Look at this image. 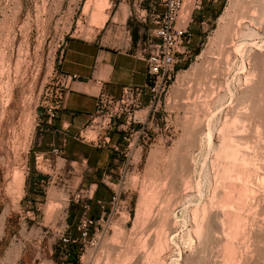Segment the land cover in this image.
<instances>
[{"label":"rangeland","instance_id":"obj_1","mask_svg":"<svg viewBox=\"0 0 264 264\" xmlns=\"http://www.w3.org/2000/svg\"><path fill=\"white\" fill-rule=\"evenodd\" d=\"M233 1H236L237 5L235 6V9H233L234 11H232L233 14L231 12V21L227 18L230 23L227 24L228 28H230L231 25L233 28L237 21H243L244 15L246 16L252 11L251 9H253L252 12L255 13V16H258L255 17L253 15L254 13L251 12L253 19L250 21L246 19V21L251 24V26L247 27L251 30L254 28V31L257 29L264 30V0H222L216 4L207 5V8H212L213 11L210 21L206 22L203 29H199V36L201 37L199 45L194 48L192 47L193 50L190 53V60L184 65L177 67V73L172 80L168 93L161 100L155 111L151 113L153 115L152 120L145 126L147 138L144 139V142L139 143L140 145H134L133 142L131 146L134 167L124 171L125 179L122 184L118 185L117 178L123 163V161H121L116 176L113 177L114 184L111 185L110 188L100 182L96 184V189L92 199L90 200L92 203V216H98L101 212L97 202V200H101V198L104 199L103 204L101 203L102 201L100 202L101 206L103 205L104 207L102 212L110 209L112 192L117 190L118 186L121 188L122 192L120 196V205L117 209V213L111 221L110 230L101 235H96L91 246L87 244L85 248H82L79 244L70 247H63L59 244V237L63 234L71 237L78 236L77 223L82 212L83 202L85 201V199L82 200L81 198H78V196L80 195L81 190H85L87 188L92 190L94 189V186L90 187V184L87 185V182L83 183L81 180H78L81 175V170L75 166L76 164H72L76 167L74 171L68 165V162L64 163L61 159L57 162V171L43 165V162L39 159L40 162H42L39 164L41 172H37L33 168L35 157L30 155L29 152L32 147L34 149L36 138L41 133L40 128L36 126L42 119V117L39 116V110L41 108L40 105L43 101H45L44 96L50 95V92L56 87L55 77L58 72L56 68V58L60 51V47L63 44L65 45L67 40L72 37L90 39L95 34L97 28L102 26L103 21L105 20V9L108 7V2L107 0H91L89 7L85 10L88 0H0V264H246V261L247 264L264 263V248L260 250L254 240V235L257 231L256 229H260V227L263 228V221H261L263 218L261 219V217L264 216L261 215H264V210H262L261 207L264 208V202H262L263 204L261 205L260 199L256 197L263 194V196H261L263 201L264 181L262 184L261 182L262 179H264V165L261 162L264 157V134H262V126L261 123L258 122L259 120L254 118L255 120L253 121V118L249 117V105L251 106L253 101L250 100V102L248 98L242 100L244 102V100L248 99V102L246 100L244 103L248 106L245 108V105L243 106L247 112L249 111L248 114L245 110H242L243 108L241 104L243 105V102L240 104V98H238L241 97V93L246 95L247 93L245 91L248 93L252 92V90H247L248 85L244 87V84L249 83L252 85L256 84V86L253 85V87L255 86L259 89H257V93H254L256 91L255 87L253 90L256 100L257 97H259V99L264 97V93H262L264 88L261 86L260 82L256 81L259 79L257 76L258 74H254V76H252L253 73H246L249 69V66H247L249 60L247 63V59H250L251 57H249V55L247 56V53L254 55L256 49L259 48L262 50V54L264 55V36L253 33V30H248L247 32L248 28L245 29V32L243 33L244 26L241 29L233 28L239 31L233 30L232 28L231 31H229L228 28L223 29L221 25H219V17L225 8L231 5ZM101 2L104 3V5ZM258 3H260L263 7H259L260 4ZM99 6L100 11L98 10ZM207 8L204 6L202 10L194 13L193 26H198L200 21L198 16ZM189 11L188 6H186L184 11L181 13V18H184V16L187 15L186 13ZM97 15L98 18L101 17L102 20H97ZM93 16H96V20H94ZM258 17H260V20ZM254 18L258 20L254 21ZM253 21L254 23H252ZM255 22L257 24H255ZM232 30L234 31L233 33L236 31L237 34H233ZM228 36L231 38L230 41ZM227 37L228 41H224V38ZM226 41L229 42V44L232 42V45H228ZM225 42L227 48L224 44ZM195 44L196 43H194L193 46ZM223 46L225 48H223ZM223 49H231L228 51L229 53L231 52L229 54L230 56H228L230 59L227 57L229 63H227V59H225L224 64L226 65H223V62H221L224 61L223 57L225 56L223 54L228 55L227 50L225 51ZM251 52L254 53L251 54ZM221 58V61H216ZM230 61H232L231 64ZM220 62L223 66L220 65ZM214 64L220 70H216ZM228 67H230L229 70ZM222 68H225L227 71ZM188 70L189 72H187ZM206 70L207 72L209 71V73L206 74H209L210 77L213 76L215 80L218 78L217 81L220 83V85L218 82L217 84H213L216 83V81L212 83L215 88L214 91L212 90L213 86L207 80L210 77L204 74ZM222 70L224 73L226 71L227 74L225 73L224 75ZM210 72L212 74L218 73L220 75L222 73L221 76L224 78L222 79V77H218L220 75H212ZM248 74H250V77L252 76L251 79L254 77L253 81L247 76ZM245 75L248 81L246 83H244V80H246L245 77L243 78ZM206 76L208 77L207 79ZM262 76L263 77H260L258 81H262L261 79H264V74H262ZM257 83H259L260 86ZM251 84H249V87L252 86ZM217 85H219V87L221 86L220 90L216 89V87L219 88ZM242 88H245L246 90L244 89L243 91ZM222 89L224 91H222ZM248 89L253 88L250 87ZM215 90L217 91L215 92ZM219 93L221 94V97L224 95L223 98L218 97ZM260 94H263V96ZM256 95L258 96L256 97ZM262 100L263 99L257 100L262 103L260 104V102H256L257 110H261L260 108L263 107L262 105L264 104V100L263 102ZM234 101L239 105H237ZM233 102L235 104H233ZM230 104L233 106L231 107ZM236 106H241V109ZM226 109H229V111H232L231 113H234L229 114L227 113L229 111L225 112ZM234 109H240L238 110L239 113L237 110L233 111ZM241 111L242 115L240 114ZM228 114L229 116L234 114L237 116L234 117L235 120L233 121V119H230L231 117L229 119L226 118V115L229 117ZM239 114L240 117H238ZM243 115L246 120L250 119V121L248 120L249 122L247 121L248 124L244 122L245 119H243ZM238 119L244 120L241 121L242 124H239L240 120ZM226 121L229 122L226 123L229 125L231 122H237L239 126H243V124H245L243 128L246 126V129L248 131L250 130L251 133L249 137L254 139V141H252L253 146H251V139L249 141L251 143L250 144L248 142L249 138L247 139L248 135L245 137L247 133L246 129L243 130L242 127L239 129V126L237 127L236 123H233V125L236 126L234 127L233 125H230L229 127H231V130L238 128V132L242 135L238 137V132H236L237 135H233V138H231V140L233 139L234 141H228L227 139V144L226 142L223 143L227 146L229 143L235 147V142H237V145L239 144L238 140H235V137L238 139L246 138L243 141H240L242 143L238 146L241 144L244 145H241V147L242 149L245 148V150H243L246 151V154L247 151L249 152L248 155L246 156L245 152H243L242 149L241 151L240 147L237 148V146L235 148L240 151L236 150L235 152L234 149L233 152L237 154L238 151L240 158L239 154H233L235 156L234 158L238 156L237 162L239 160L242 165L240 168L244 167L245 172L250 170L252 171V174L250 171V176L246 174L243 175V177L240 176L243 174L244 170L242 173L239 170L240 173H238L235 169L239 168L240 162H236V168L233 167V176L229 172V176H227L229 178L226 177L222 179L220 173L222 170L224 172V169L221 168L228 165V169H230L232 168V164H234L233 160L236 161V159L232 158V160L230 158L231 155L233 156V154L230 153V149L232 148L230 145L228 147L229 149L227 148L226 151L230 150L228 152L231 155L228 154L225 158V155H223L226 152L225 150V152L220 154L221 157L218 154L221 150V147L219 149L218 146H221L222 144V142L219 141H221L220 139L222 138L218 139L217 137H221L223 133L217 134V131L223 132L226 124L223 126L222 124ZM252 123H255L254 127ZM246 124L248 126L250 125V128ZM256 125H259V127H256ZM229 127L227 126L228 129L226 128L225 130H229ZM251 128L253 132L251 131ZM254 128L257 131L254 130ZM225 130L224 134L225 132L226 134L227 132H230L228 133L230 135H225L226 137L224 136L222 140L223 142L227 137L230 139V136L237 131L235 130L231 132V130ZM243 131L246 133L243 134ZM252 133H254L253 136ZM247 134H249V132ZM208 138L210 139L208 140ZM245 140L247 141L245 142ZM247 143L249 144L246 145ZM247 146H250L249 149ZM216 147H218L219 152L216 150ZM226 147H224V149ZM259 151L262 152L260 153ZM250 153H254L256 155L255 156L253 154L254 159H252ZM260 154H262V156ZM242 155H245L246 158L251 157L249 158L250 160L256 161V163H254L256 167L253 164L254 161H251L252 163H250L249 160V163L247 161L243 163L241 157ZM228 158H230L232 162L229 161L230 159ZM184 161L185 164L188 163L186 168ZM228 161L229 163H227ZM252 164L254 166H252ZM188 167L189 169L186 170ZM71 169L74 172H70L72 171ZM220 170L221 172H219ZM19 171L21 174L19 173L20 177L18 179L20 180L18 181V179L15 180L14 175L15 172ZM187 171L189 172L187 173ZM235 171L237 174L234 176ZM37 173H39L40 178L36 177L37 184L34 185L33 177L35 176L32 175ZM238 174L239 177H241L238 178L240 181L237 180ZM257 175L261 180L257 178ZM230 177L232 178L231 181ZM246 177L251 180L250 182L252 183L250 184L252 185L256 183V181H261V186H259V183L257 186L253 185L256 187L257 191H255V187L252 189L251 187L253 186L249 185L253 191L252 193L249 192L250 188L247 186L249 188H247V192L253 195L255 191L256 196L252 197L249 193L248 195L245 194V196L248 197H244L249 200L247 201L244 199L245 202H243L241 199L244 197L240 195L243 190L241 193H239V191L243 188L241 186L246 187V185H244L245 183L243 184V182L247 179ZM180 179L181 181L183 179L181 184L177 183ZM218 179L220 181H218ZM184 181L186 182L187 187L189 186L188 188L186 187ZM229 181L231 184L235 182V185H230ZM247 181L248 179L246 180V183L249 182ZM219 182L220 185H218ZM183 183L185 185L181 187L180 185H183ZM227 184L229 186H227ZM236 184L239 187H237ZM176 187L178 190L181 188L183 190L181 189L178 191ZM215 187L218 188L216 189ZM223 187L225 189H223ZM229 187L235 188L237 193H232V197L234 196L236 199L239 194L238 196L242 197L240 198L241 201H239L242 203L239 205L238 201L236 206L231 205L232 202V204H235V200L230 201L231 203L229 202L230 205L234 207H230L229 203L227 206L224 204V206L226 208L229 206L231 209L229 207L228 209L230 210H233V208L235 209L236 207L240 213H238L236 209V211H234L240 216L245 217L247 212V207H244V203L246 206L250 205L249 208L251 209L252 205H255L256 200V203L259 204H256V207L253 205L254 209L251 212L248 210L250 213L247 212L245 220L241 221L243 226L247 223L244 228L245 230L242 228L241 223H239V226L238 220H240V218L239 216L236 217L235 215L238 214L234 212L235 215L233 214V216L237 219L239 218L237 220L238 229L240 230L241 227V230H243V232L238 230L239 235H236V242L235 239L233 240L235 235H233V233L237 234L235 231L237 224L235 222L236 225H234L231 223L232 221L230 222L233 218L231 215L233 212L231 211L230 213V210H228L229 212L225 210L228 214H224L225 211L223 210L225 207L221 206L223 203H219V200H217L219 199V192L227 190L226 188L229 189ZM237 188H240L239 191ZM97 190H99L100 193L98 197H96ZM141 190L144 191V194H149H145L146 196L144 195L146 198L149 196L146 202L148 205L146 207L148 211L146 210L145 214L138 218L137 212L139 209V202L141 200ZM145 190H147L148 193L147 191L145 192ZM229 190L225 192L228 193ZM222 192L219 196H221ZM213 194H215V196ZM212 198H215L216 200ZM250 200L254 203H249ZM50 202L52 203L53 208L51 205V207L49 206ZM217 203L218 206L220 205L223 208L218 209V207L215 206ZM211 205H214L217 209ZM237 205L238 207L242 205L245 210L242 207L241 210L237 207ZM47 206H49V208ZM257 206H260V209L259 207L257 208ZM204 210L206 211L204 212ZM220 210L224 213L222 212V214ZM243 210L245 213L244 215H242ZM214 211H216V214ZM260 211L262 214L259 213ZM210 213L211 215L213 213L217 216L212 215L211 217ZM218 214L222 215L218 216ZM224 215H227L229 218L224 217ZM3 217L5 218L4 223ZM212 218H215L217 222H214V219ZM224 218H227V221L228 219L230 220L227 222ZM256 218L259 220L261 219L260 221L257 220L258 224H256ZM252 219L254 220L251 221ZM208 220L211 227L214 226L212 225L214 223L218 224L217 226L219 228L216 229V232L214 231V238L210 237L209 234L211 233L204 230L208 228L205 227L209 225L207 224ZM211 220H213V223ZM219 220L224 225L226 223L227 227L225 226V229L227 228V231L228 227L230 228L231 226H228L230 223L232 224V227L235 228H232V230L229 229L230 236H224H228L227 238H223L222 236L225 234L224 231L226 230H223L224 227L220 226L221 222ZM245 221L246 223L244 224ZM195 224L198 226V230L197 227H195ZM201 226L203 227L201 228ZM217 230L220 234L222 231L224 232L221 235L219 234L222 239L216 235L218 232ZM214 233L211 235H214ZM242 235L247 236H245L244 241H242V237H244ZM248 235H250V237ZM216 237H219L218 240L221 242H219ZM229 238L235 243L233 246H236L240 242L241 245L239 244V247H241L239 248L238 245L235 247L236 249L232 247L231 243L233 242H227ZM238 239L241 240L239 241ZM253 240L255 245L254 242L252 243ZM225 243L226 245H222ZM229 244H231L230 247H228ZM244 247H247L248 251L247 248ZM227 248H231L233 252L234 250H237L234 252L236 257L234 254L233 257L232 255H229L228 251L230 250ZM254 248L256 250H254ZM258 249L260 252L257 251ZM67 251L70 252L71 256L65 257ZM224 253H226L227 256ZM258 253L263 256L258 255ZM225 256L226 258L233 260L229 261V259H225Z\"/></svg>","mask_w":264,"mask_h":264},{"label":"crops","instance_id":"obj_2","mask_svg":"<svg viewBox=\"0 0 264 264\" xmlns=\"http://www.w3.org/2000/svg\"><path fill=\"white\" fill-rule=\"evenodd\" d=\"M156 0H144L147 18L138 19L134 15L135 0H107L105 9L106 18L103 25L97 28L90 39L72 37L65 43L62 59L57 71L64 74H74L78 78L68 91L64 93L62 105L55 112L51 124H42L41 133L37 136L34 149L30 155L35 158L34 170L41 172L39 164L57 171L59 159L74 170L77 166L81 170L78 180L87 182L90 187L102 183L106 174L113 178L122 161V150L127 145V139L117 127L112 128L107 135L110 143L104 148H95L79 141L76 136L87 124L94 111L95 99L99 93L104 92L112 96H119L124 86H143L146 83V63L141 52V44L148 34L156 27L155 21L163 12ZM213 5L205 3L204 6ZM203 6V7H204ZM213 9H206L198 18L205 23L210 21ZM144 15V13L140 12ZM201 17V18H200ZM191 24L193 37L190 52L199 45V24ZM196 43L194 46L193 44ZM145 98L143 103L146 104ZM43 101L40 106L49 104ZM39 116L45 120L44 111L40 108ZM65 139V146L60 156L52 154L53 148L61 147ZM117 148V151L114 149ZM42 162H40V160ZM72 164H76L73 166ZM71 169V170H72ZM70 172H74V171ZM33 184H37L39 173L33 174ZM103 184V183H102ZM96 191V197L99 195ZM102 201V202H101ZM103 204L104 199L97 200ZM89 215L98 218L103 212V205L99 206L101 212L92 216V203L89 201Z\"/></svg>","mask_w":264,"mask_h":264},{"label":"built area","instance_id":"obj_3","mask_svg":"<svg viewBox=\"0 0 264 264\" xmlns=\"http://www.w3.org/2000/svg\"><path fill=\"white\" fill-rule=\"evenodd\" d=\"M136 6L134 15L138 19L146 20V7H143L144 0H135ZM222 0H156L155 6H161L163 12L156 18V27L146 36L141 44V52L146 63V83L143 86H124L119 96H112L101 92L95 99L94 111L90 115L87 124L77 134L76 138L92 147L104 148L109 145L110 139L107 133L117 127L127 139V145L122 150L123 163L118 174V185L125 179L124 171L134 167L132 155V144L140 145L147 138L145 126L152 120V112L160 104L161 100L168 93L172 80L175 77L177 67L184 65L190 60V45L193 33L190 29L193 24L195 12L202 10L205 3L216 4ZM188 6L189 12L186 17L181 18V13ZM187 11V10H186ZM140 12L144 13L141 14ZM206 23L199 21V27L203 29ZM65 45L60 47L56 58V68L59 65ZM74 74L57 72L55 77V89L50 95H45L44 100L49 104L41 106L44 111L45 120H40L37 127L41 129L42 124H51L55 118V112L62 105L64 93L69 90L70 85L77 80ZM147 99L146 104L143 103ZM146 110L144 119H138L136 113ZM149 139V138H148ZM131 141V142H130ZM65 146V139L61 141V147L53 148L52 154L60 156ZM117 151V148H114ZM114 179L106 174L102 183L109 187L113 185ZM78 198L85 199L82 205V212L77 223V237H59V244L63 247L81 245L85 248L92 245L96 235H101L110 230L111 221L117 213L120 205L121 188L112 192L111 207L98 218L89 215V201L92 199L93 190L87 188L80 191ZM101 206V203L98 202ZM71 256L66 252L65 257Z\"/></svg>","mask_w":264,"mask_h":264},{"label":"bare ground","instance_id":"obj_4","mask_svg":"<svg viewBox=\"0 0 264 264\" xmlns=\"http://www.w3.org/2000/svg\"><path fill=\"white\" fill-rule=\"evenodd\" d=\"M102 1H103V0H102ZM259 1H260V0H259ZM90 3H91V0H88V2L86 3V6H85V10H87V8L89 7ZM101 3H102V2H101ZM260 3H261V2H260ZM260 3H258V4H260ZM102 4L104 5V3H102ZM103 5H102V6H103ZM236 5H237L236 1H233V3H232L231 5H229V6H227V7L225 8V10L223 11V13H222L221 16L219 17L218 22H219V25H221V27H222L223 29H227V28H228V27H227V24H230V23H229V20H227V18H229L230 21H231V18H232V17H231V16H232V15H231V12L234 11L233 9H235V6H236ZM260 6H261V8L263 7L261 4L259 5V7H260ZM256 8H257V7H256ZM99 9H100V6H99L98 10H99ZM250 9H251V8H250ZM263 9H264V7H263ZM251 10L253 11V9H251ZM251 10H248V11H251ZM261 10H262V9H261ZM99 11H100V10H99ZM252 11H251V12H252ZM255 11H256V10H255ZM251 12L248 13L246 16L244 15V17H243V21H244V22H243V21H240V22H243V23H240L239 21H237V22L234 24V27H233V28L241 29V28L244 26V28H243V29H244L243 33H244V32H245V29L248 28L247 26H251V24L248 22V21H250V20L253 19V16H251V15H252ZM256 12H257V11H256ZM96 13H97V12H96ZM252 13H254V12H252ZM232 14H233V12H232ZM258 14H259V13H258ZM92 15H93V14H92ZM95 15H96V14H95ZM99 15H100V14H99ZM253 15L255 16V13H254ZM229 16H230V17H229ZM257 16H258V15H257ZM257 16H255V17H257ZM93 17H94V16H93ZM95 17H96V16H95ZM95 17H94V20H96V19H97V20H102L101 17L98 18V15H97L96 19H95ZM184 17H186V16H184ZM105 18H106V15H105ZM103 19H104V18H103ZM241 19H242V18H241ZM246 19H248V21H246ZM258 19L260 20V17H258ZM258 19H255V18H254V21H255V20H258ZM261 19H262V18H261ZM254 21H253L252 23H254ZM94 22H95V21H94ZM101 22H102V21H101ZM103 22H104V21H103ZM227 22H228V23H227ZM260 22H262V21H260ZM244 23H245V24H244ZM246 24H247V25H246ZM255 24H257V23L255 22ZM258 24H260V23H258ZM102 25H103V24H102ZM231 26H232V25H231ZM231 26H230V28H228L229 31H231V28H232ZM253 26H254V24H253ZM261 26H262V24H261ZM96 27H97V26H96ZM254 27L256 28V26H254ZM262 27H263V26H262ZM233 28H232V29H233ZM243 29H242V30H243ZM253 29H254V28H253ZM253 29H252V30H253ZM263 29H264V27H263ZM233 30L239 31V30H237V29H233ZM233 30H232V33L234 32ZM242 30H240V31H242ZM248 30H251V29L248 28V29H247V32H248ZM252 30H251V31H252ZM236 31H235V33H236ZM251 31H250V32H251ZM252 32L255 33V34H257V35H263V36H264V30H262V29H261V30H260V29H257L256 31L253 30ZM235 33H233V34H235ZM243 33H242V34H243ZM233 34H232V35H233ZM236 34H237V33H236ZM232 35H230V36H232ZM250 36H251V35H250ZM228 37H229V36H228ZM228 37H227V38H224V41L227 40ZM235 37H236V36H235ZM230 39H231V38L229 37V41H230ZM222 40H223V39H222ZM224 41H222V42H224ZM227 41H228V40H227ZM227 41H226V42H227ZM226 42L224 43L225 45H226ZM227 43H228V45H232V44H231L232 42H230V44H229V42H227ZM233 43H234V42H233ZM225 45H224V46H225ZM221 46H222V45H221ZM224 46H223V48H225ZM229 47H231V46H229ZM256 47H257V46H256ZM226 48H227V45H226ZM220 49H221V48H220ZM231 49H232V48H231ZM231 49H223V50H225V51L227 50V52H228V51L231 50ZM223 50H222V51H223ZM225 51H224V52H225ZM254 51H255V50H254ZM237 52H238V51H237ZM230 53H231V52H230ZM230 53L228 52V53H227L228 55L222 53V54L225 56V57H223L224 61H221L222 58H221L220 60L217 59L216 61H218V62L221 61V62H223V65H226V64H224V63H225V59H227V57L230 56V55H229ZM253 53H254V52H251V54H253ZM262 53H263L262 50L259 49V48L256 49L254 55H250L249 53H247V56L249 55V57H250V56H251V57H250V59H247V63H248V60H249V63L247 64V66H249V69H248L247 71H249V72L246 71V73H253L252 76H254V74H258L257 76H258L259 79H260V77H263L262 74H264V55H263ZM222 54H221V55H222ZM232 55H234V54H232ZM244 56H245V55H244ZM221 57H222V56H221ZM219 58H220V57H219ZM228 59H230V58L228 57ZM228 59H227V61H226L227 63H229V62H228ZM243 59H244V58H243ZM214 61H215V60H214ZM216 61H215V62H216ZM221 62H220V65H222ZM231 62H232V61H230V64H231ZM243 63H244V62H243ZM215 64H216V63H215ZM215 64H214V66H215ZM217 64H218V63H217ZM207 65H208V64H207ZM211 65H212V64H211ZM223 65H222V66H223ZM222 66H220V67H222ZM215 67H216V70H217L218 67H217V66H215ZM226 68H227V66H226ZM208 69H209V68H208ZM222 69H225V68H222ZM229 69H230V67H228V70H229ZM218 70H220V69H218ZM225 70H226V69H225ZM242 70H243V69H242ZM226 71H227V70H226ZM226 71H225V73L227 74ZM187 72H189V70H188ZM211 72H212V71H211ZM211 72H210V74H212ZM222 72L224 73L223 70H222ZM240 72H241V71H240ZM185 73H186V72H185ZM206 73H209V71L207 72V70H206V72H204V74L207 75L208 77H210L209 74H206ZM220 73H221V72H220ZM225 73H224V75H225ZM235 73H236V72H235ZM201 74H202V73H201ZM215 74H216V73H214V74H212V75H215ZM237 74H238V73H237ZM216 75L218 76V75H220V74L217 73ZM221 75H222V73H221ZM221 75L218 76V77H222ZM224 75H223V76H224ZM249 75H250V74H248L247 76L250 77ZM260 75H261V76H260ZM207 76H206V79L208 78ZM252 76H251V77H252ZM215 77H216V76H215ZM244 77H245V79H246V75L243 76V78H244ZM248 77H247V78H248ZM251 77H250V79H251ZM255 77H256V76H255ZM216 78H217V77H216ZM223 78H224V77H222V79H223ZM253 78H254V77H253ZM253 78L251 79L252 81L254 80ZM258 78H256V79H258ZM203 79H204V78H203ZM248 79H249V78H248ZM250 79H249V80H250ZM259 79H258V80H259ZM207 80H208V82L211 83V85H212V83H213L214 81H216V83H213V84H217V82H218V81H217L218 78L215 80V78H214L213 76H211V77H210L209 79H207ZM243 80H244V79H243ZM258 80H256V81H257V82H260L261 86L264 88V79H261L262 81H258ZM219 81H220V80H219ZM223 81H224V80H223ZM223 81H222V82H223ZM228 81H229V80H228ZM244 81H245L244 83L248 82L247 79L244 80ZM252 81H251V82H252ZM256 81H255V83H256ZM220 82H221V81H220ZM252 83H253V82H252ZM218 84L220 85L219 82H218ZM221 84H222V83H221ZM249 84H251V83H249ZM249 84H244V85H245L244 87H246V85H248L247 90H248V91H249V90H252V92H249V93H248L247 91H245V92L247 93V94L245 95L244 93H241V92H242V91H241V92H240V93H241V94H240L241 97H238V98H240V104L243 102L242 100L245 99V98H248L249 101H250V100L253 101V104H252L251 106L249 105V107H250V114H249V111L247 112V111L244 109L246 106H248V105L244 104L246 100H247V102H248V99L244 100L243 105L241 104L242 108H243V106L245 105L244 108H243L242 110H243V111L245 110V111L249 114V117H250V118H253V119H252L253 121L255 120L254 118H257V120H259L258 122L261 123V126H262V128H263V129H262V128L260 127L261 130H262V134H264V104L262 105L263 107L260 108L261 110H257V109H256V106H257V103H256V102H260V101H257V100H260V99H263V100H264V97L259 99V97H257L258 95H256V97H257V100H256V98L254 97V96H255L254 93H257V92H258V91H257L258 88L255 87L256 84H253V85H255L254 87H255V90H256V91L254 92V91H253V90H254V87H253L252 84H251L252 86H250V87H252L253 89H248V88H250V87H249ZM257 84L260 86L259 83H257ZM208 85H209V84H208ZM219 85H217V86L219 87ZM206 86H207V85H206ZM212 86H213V89H212V90L214 91V89H215V88H214V85H212ZM222 86H223V84H222ZM220 87H221V86H220ZM220 87H219V88L216 87V89H217V90H218V89L220 90V89H221ZM228 87H229V86H228ZM208 89H209V88H208ZM242 89H243V88H242ZM244 89H245V88H244ZM244 89H243V91H244ZM260 89H261V88H260ZM217 90H215V92H216ZM225 90H226V89H225ZM245 90H246V89H245ZM258 90H259V89H258ZM222 91H224V90L222 89ZM261 91H262V89H261ZM215 92H213V93H215ZM253 92H254V93H253ZM225 93H226V92H225ZM260 93H261V92H260ZM262 93H264V91H263ZM187 94H188V93H187ZM187 94H186V95H187ZM230 94H231V93H230ZM219 95H220V96H219ZM219 95H218V97H221V94H220V93H219ZM240 95H238V96H240ZM260 95L263 96V94H260ZM188 96H189V95H188ZM223 96H224V95H223ZM223 96H222L221 98H223ZM262 96H261V97H262ZM186 97H187V96H186ZM225 97H227V96H225ZM225 97H224V98H225ZM206 98H207V97H206ZM236 99H237V98H236ZM252 99H253V100H252ZM263 100H262V102H263ZM221 101H222V100H221ZM223 101H224V100H223ZM251 101H250V102H251ZM186 102H187V100H186ZM186 102H185V103H186ZM218 102H219V101H218ZM234 102H235V101H234ZM234 102H233V104H235V103L237 104V102H235V103H234ZM250 102H249V103H250ZM185 103H184V104H185ZM191 103H192V101H191ZM223 103H224V102H223ZM184 104H183V105H184ZM217 104H218V103H217ZM258 104H259V103H258ZM260 104H262V103L260 102ZM186 105H187V104H186ZM205 105H206V104H205ZM209 105H210V104H209ZM222 105H223V104H222ZM237 105H239V104H237ZM230 106L232 107L233 105L230 104ZM230 106H229V107H230ZM241 106H240V107L236 106V107L241 109ZM258 107H259V106H258ZM202 108H204V107H202ZM233 108H235V107H233ZM233 108H232V109H233ZM196 109H197V108H196ZM205 109H206V108H205ZM240 109H236L238 113H239L238 110H240ZM258 109H259V108H258ZM203 110H204V109H203ZM221 110H222V109H221ZM236 110L234 109L233 111H236ZM219 111H220V110H219ZM227 111H229V109H226V110H225V112H227ZM203 112H204V111H203ZM207 112H208V111H207ZM225 112H224V113H225ZM231 112H232V111L230 110V111L227 112V113L230 114ZM246 112H245V113H246ZM233 113H234V112H233ZM233 113H231V114H233ZM235 113H236V112H235ZM238 113H237V114H238ZM245 113H244V115H245ZM204 114H205V113H204ZM229 114H228V116H229ZM240 114L242 115V111L240 112ZM240 114L238 115V117H240ZM248 114H247V115H248ZM145 115H146V110H141V111H139V112L136 113V117H137L138 119H144ZM196 115H197V114H196ZM244 115L242 116L243 119H245ZM247 115H246V116H247ZM224 116H225V114H224ZM235 116H237V115L234 114V115H231V116H229V117H227V115H226V118L229 119V118L231 117L230 119H233V121H234V120H235V119H234ZM195 117H196V116H195ZM215 117H216V116H215ZM232 117H233V118H232ZM196 118H197V117H196ZM204 118H205V117H204ZM226 118L224 117L225 120H226ZM247 118H248V117H247ZM202 119H203V118H202ZM240 119H241V118H240ZM240 119H238V120H240ZM243 119L240 120V122L238 121L239 124H240V123L242 124L241 121H244ZM208 120H209V119H208ZM236 120H237V118H236ZM248 120L250 121V119H247V120L245 119L244 122L247 123ZM223 121H224V120H223ZM228 121H229V120H228ZM228 121H226L225 123L222 122V123H224V124H222V126L225 125ZM249 121H248V122H249ZM253 121H252V122H253ZM200 122H201V121H200ZM229 122H230V121H229ZM229 122H228V123H229ZM244 122H243V123H244ZM233 123H234V124L236 123L237 127L239 126V124H238L237 122H231L230 125H233ZM255 123H256V122H255ZM255 123H254V124L252 123L253 127L255 126ZM209 124H210V123H209ZM247 124H248V123H247ZM247 124H246V125H247ZM256 124H257V123H256ZM226 125H227L228 127L230 126L229 124H226ZM226 125L224 126V130L227 128ZM236 125H235V126H236ZM244 125H245V124H243V126H244ZM252 125H251V126H252ZM207 126H208V125H207ZM233 126H234V125H233ZM235 126H234V127H235ZM243 126L240 125V126H239V129H240V127H242L243 130L247 128L246 126H245V128H243ZM247 126H248V125H247ZM257 126L259 127V125H256V127H257ZM216 127H217V126H216ZM234 127H233V128H234ZM237 127H236V128H237ZM248 127L250 128V125H249ZM202 128H203V126H202ZM229 128H230L229 130H231V127H229ZM260 128H258V129H260ZM204 129H205V128H204ZM222 129H223V128H222ZM227 129H228V128H227ZM237 129H238V128H237ZM237 129H234V130L232 129L231 132H233V131H235V130H237ZM202 130H203V129H202ZM220 130H221V127H220ZM224 130H223V132H222V131H217V132H218L217 134H222V133H223V135H221V137H219V136L217 137L218 139H219V138H222V139H220L221 141H219V142H222L221 146H218V145H217V146L219 147V149H220V147H221L220 152H219V150H218V147H216V148H217L216 150H218V152H219V153L217 152V153L219 154V156H220L221 153L225 152V151L227 150V148L229 147V145H230L229 143H228V146L226 145V144H227V142H226L227 139H228V141H230L231 138H233V135H237L236 132H238V130L235 131V132L232 134V136H230V139L227 137L226 139H224V142H223L222 140H223L224 136H225V135H228V136L230 135V134H228V133H230V132H227V134H226V132H225V134H224ZM229 130H225V131H229ZM254 130H256V129L254 128ZM200 131H201V130H200ZM239 131H241V130H239ZM246 131H247V133L249 132V134H247V133L245 132V133H246V136H245V137H247V135H248L247 139L249 138V139H248V142H249L250 139H251V138L249 137V136L251 135V133H250V130L248 131V130L246 129ZM251 131H252V128H251ZM256 131H257V130H256ZM198 132H199V131H198ZM213 132H214V131H213ZM219 132H220V133H219ZM252 132H253V131H252ZM196 133H197V132H196ZM196 133H195V134H196ZM242 133L245 134L244 131H243ZM212 135H214V134H212ZM241 135H242V134L238 132V135H237V136L239 137V136H241ZM253 135H254V133H252V136H253ZM195 136H196V135H195ZM198 136H199V135H198ZM216 136H217V135H216ZM222 136H223V137H222ZM225 137H226V136H225ZM234 137H235V136H234ZM243 137H244V136H243ZM254 137H255V136H254ZM254 137H252V138H254ZM210 138H211V137H210ZM210 138H208V140H209ZM217 138H215V139H217ZM195 139H197V138H195ZM236 139L238 140V143L240 144V143H242V142H240V141H243V140L246 139V138H244V139H243V138H239V139H238V138L235 137V140H236ZM212 140H213V138H212ZM232 140H233V139H232ZM232 140H231V141H232ZM233 141H234V140H233ZM246 141H247V140H245V142H246ZM252 141H254V139H251V142H252ZM215 142H216V141H215ZM215 142H214V144H215ZM217 142H218V141H217ZM225 142H226L225 145H226L227 147L223 144V143H225ZM245 142H244V143H245ZM235 143H236L237 148L240 147V150H241V149H242V147H241L242 144H241L240 146H238L239 144L237 145V142H235ZM235 143H234V145H235ZM244 143H243V144H244ZM249 143H250V142H249ZM249 143H247L246 145H248ZM232 144H233V143H232ZM250 144H251V143H250ZM223 145H224V146H223ZM256 145H257V144H256ZM222 146H223V147H222ZM230 146L233 148V149H232V148L230 147V148H231V149H230V150H231L230 153H232V154L234 153V152H233L234 149H235V150H234L235 152H236V150H239V149H236V148H235L236 146H235V147H233V145H230ZM242 146H244V145H242ZM251 146H253V142H252ZM191 147H192V146H191ZM224 147H226V148L224 149ZM247 147H248V149H249L250 146H247ZM247 147H246V149H247ZM256 147H258V146H256ZM253 148H254V147H253ZM222 149H223V151H222ZM228 149H229V148H228ZM243 149L245 150V148H243ZM243 149H242V150H243ZM255 149H256V148H255ZM260 149H261V148H260ZM260 149H258V150H260ZM224 150H225V151H224ZM230 150H228V151H230ZM240 150H239V151H240ZM242 150H241V151H242ZM244 150H243V152H245V154H246V151H244ZM250 150H251V149H250ZM221 151H222V152H221ZM228 151H226V152H228ZM252 151H253V150H252ZM226 152H225V153H226ZM253 152H254V151H253ZM259 152H260V151H259ZM261 152H262V151H261ZM261 152H260V153H261ZM225 153H224L223 155H225V158H226V155L228 156V154H230V153H229V152L226 153V154H225ZM248 153H249V152L247 151L246 156L248 155ZM234 154L237 155V154H239V152L237 151V154H236V153H234ZM234 154H233V156L230 154V155L232 156V157L230 156V158H231V159H232V158H233V159H236V161L232 159V160L234 161L233 163L235 164V166H234V164H232V166L230 165L232 168L228 169L229 166H228V165L226 164V162H225V164L227 165V166H226L227 169H226L225 166H224V168H221V169H224L225 174H224L223 170H222V172H221V170L219 171V172H221L220 174H221V176H222V179H223V178H226L227 176H229V172H230V174H232V173L234 172V171H233L234 168H236V164H237L238 162H240L239 160H238V162H237V159H238L237 157H238V156H237L236 158H234V157H235ZM242 154H244V153H242ZM250 154H251V156H252V159H254V158H253V154H254V153H253V154L250 153ZM250 154H249V156H250ZM254 155H255V154H254ZM260 155L262 156V154H260ZM260 155H258V156H260ZM246 156H245V155H244V156H243V155L241 156V157H242V162H243V163H245L246 161L248 162V161L250 160L249 158H251V157L246 158ZM255 156H256V155H255ZM263 156H264V155H263ZM220 157H221V156H220ZM225 158H223V159H225ZM230 158H228V159H230ZM239 158H240V154H239ZM255 158H257V157H255ZM261 158H262V157H261ZM185 159H186V158H185ZM223 159H222V160H223ZM231 159H230L229 161H231ZM149 160H150V159H149ZM219 160H220V159H219ZM260 160H262V159H260ZM224 161H225V160H224ZM229 161H228L227 163H229ZM251 161H252V160H250V163H252L254 160H253L252 162H251ZM231 162H232V161H231ZM236 162H237V163H236ZM259 162H261V161H259ZM259 162H258V163H259ZM248 163H249V162H248ZM248 163H247V164H248ZM254 163H256V161H254L253 164H254ZM261 163L264 165V157H263V160H262ZM261 163H260V164H261ZM184 164H185V161H184ZM187 164H188V163H187ZM187 164H185V168L187 167V166H186ZM219 164H220V163H219ZM230 164H231V163H230ZM247 164H246V165H247ZM253 164H252V166L255 165V164H254V165H253ZM211 165H212V164H211ZM246 165H245V166H246ZM250 165H251V164H250ZM250 165H249V167H250ZM258 165H259V164H258ZM188 166H189V165H188ZM212 166H214V165H212ZM220 166H221V165H220ZM222 166H223V163H222ZM237 166H239V165H237ZM190 167H191V166H190ZM233 167H234V168H233ZM240 167H242L241 162H240V166H239V168H236V169H235L236 171H238V173H240L239 170L241 171V173H242L243 170H244L243 174L240 175V176L243 177V175H245V174L250 176V171H251V170L245 172L244 167H243V168H240ZM247 167H248V166H247ZM255 167H256V165H255ZM211 168H212V167H211ZM216 168H217V167H216ZM218 168H219V167H218ZM252 168H253V167H252ZM263 168H264V167H263ZM188 169H189V167H188L186 170H188ZM241 169H242V170H241ZM247 169H249V168H247ZM250 169H251V168H250ZM257 169H258V167H257ZM259 169H260V167H259ZM230 170H232V171H230ZM236 171H235V173H234V176H235V174H237ZM255 171H256V168H255ZM188 172H189V171H187V173H188ZM216 172H217V171H216ZM227 172H228V173H227ZM258 172H259V171H258ZM19 173H20V171H19V172H15V175H14L15 180L18 179V178L20 177V174H21V173H20V174H19ZM222 173H223V174H222ZM226 173H227L228 175H227ZM261 173H262V172H261ZM251 174H252V171H251ZM22 175H23V174H22ZM189 175H190V174H189ZM189 175H188V176H189ZM223 175H224L225 177H224ZM254 175H255V173H254ZM258 175H259V174H258ZM258 175H257V176H258ZM221 176H220V178H221ZM232 176H233V174H232ZM249 176H248V177H249ZM251 176H252V175H251ZM255 176H256V175H255ZM260 176H261V175H260ZM22 177H23V176H22ZM181 177H182V176H181ZM248 177H246V178L248 179L249 182H248V181H247V182H248L249 184L246 183V180H247V179H246L245 182H243V184L245 183L244 185H246V187H245V186H241V184H240V186L243 187L244 189H243V188H241V189H240V188H237L238 191H239V189H240L239 193H241L242 190L244 191V192L242 191L243 195H242V193L240 194V195L243 196V197L245 196V194L248 195L249 192H251V193L253 192L252 189H254V187H255V186H253V185H256V186H257L258 183L260 184V182H261V181H260V182L256 181L257 184L253 182L254 184L252 185V184H250V183H252V182H250L251 180H250ZM227 178H229V177H227ZM238 178H241V177H239V174H238V176H237V180H239ZM244 178H245V177H244ZM244 178H243V179H244ZM257 178L260 179L259 176H258ZM257 178H256V179H257ZM262 178H263V177H262ZM21 179H22V178H21ZM178 179H179V178H178ZM188 179H189V177H188ZM188 179H187V180H188ZM231 179H232V178L230 177V181H231ZM253 179H254V178H253ZM13 180H14V179H13ZM13 180H12V181H13ZM19 180H20V179H18V181H19ZM175 180H176V179H175ZM228 180H229V179H228ZM235 180H236V177H235ZM260 180H261V179H260ZM12 181H11V183H12ZM18 181H17V183H18ZM180 181H181V179H180L179 182H177V183H180V184H181L182 181H183V179H182L181 182H180ZM185 181H186V180H185ZM185 181H184V182H185ZM218 181H220V180L218 179ZM221 181H222V180H221ZM223 181H224V180H223ZM230 181H229L230 185H235V184H234L235 182H234L233 184H231ZM239 181H240V180H239ZM263 181H264V179H262L261 184L263 183ZM222 183H223V182H222ZM222 183H221V184H222ZM224 183H225V181H224ZM226 183H227V182H226ZM229 183H228V184H229ZM180 184H179V185H180ZM185 184H186V182H185ZM185 184L183 183V185H180V186L183 187ZM209 184H210V183H209ZM214 184H215V183H214ZM216 184H217V182H216ZM228 184H227V186H229ZM261 184H260L259 186H261ZM174 185H176V184H174ZM179 185H178V186H179ZM218 185H220V182L218 183ZM224 185H225V184H224ZM224 185H222V186H224ZM236 185H237V184H236ZM249 185H252V186H253V187H251L252 189L250 188ZM12 186H13V185H12ZM247 186H249L250 189H249ZM186 187H187V184H186ZM188 187H189V186H188ZM188 187H187V188H188ZM190 187H191V186H190ZM213 187H214V186H213ZM225 187H226V186H225ZM234 187H235V186H234ZM234 187H229L230 190H229L228 188H226L227 190H229L228 193L225 192V191H227V190H222L223 192H222V191H220V192L218 191V192H219V195H220L221 192H222V194H223V195L221 194L222 197L218 195L219 199H217V200H219V203H223V205H221V206L225 207L224 204L227 206L228 203H229L230 201H235V200H236V202H234L235 204H232L233 202H232V203L230 202V203H231V205H235V206H236V203L240 200V198H242V197L238 196L239 194L237 195V198H236V199H235L234 196H233L234 198L232 197V195H233L232 193H237V191H235V188H234ZM237 187H239V186L237 185ZM13 188H14V187H13ZM151 188H152V187H151ZM178 188H180V187H178ZM215 188H216V187H215ZM217 188H218V187H217ZM217 188H216V189H217ZM219 188H220V187H219ZM247 188L250 190L249 192H247V191H248ZM263 188H264V187H263ZM143 189H144V188H143ZM146 189H147V188H146ZM173 189H174V188H173ZM176 189H177V187H176ZM181 189H182V188H181ZM181 189H179V190L177 189V190L180 191ZM223 189H225V188L223 187ZM237 189H236V190H237ZM245 189H246V190H245ZM152 190H153V189H152ZM182 190H183V189H182ZM186 190H187V189H186ZM186 190H184V191H186ZM220 190H221V189H220ZM254 190L257 191V190H256V187H255ZM16 191H17V190H16ZM141 191H142V190H141ZM146 191H147V190H145V192H146ZM149 191H151V190H149ZM175 191H176V190H175ZM184 191H183V192H184ZM234 191H235V192H234ZM255 191H254V194H255ZM18 192H19V191H18ZM143 192H144V191H142V193H143ZM215 192H216V190H215ZM224 192H225V193H224ZM10 193H11V192H10ZM142 193L140 194V195H141V200H140V202H139L140 204H139V206H138L139 209H138V212H137V217H138V218H139L140 216L142 217V215L145 214V212H146V210H147L146 207L148 206L146 202H147V198H148L149 196H148L147 198H146L145 196H146V195H149V194H146V193H145V194H146V195H145L144 193H143V194H142ZM147 193H148V191H147ZM176 193H177V192H176ZM213 193H214V192H213ZM178 194H179V193H178ZM249 194H250V193H249ZM254 194H253V195H254ZM144 195H145V196H144ZM211 195H212V192H211ZM213 195L215 196V194H213ZM250 195H252V194H250ZM253 195H252V197H255V196H256V194H255L254 196H253ZM258 196H259V195H258ZM261 196H263V194H261ZM261 196L256 197V198L260 199V201H261V205H262V204H263L262 202H264V198H263V201H262ZM185 197H186V196H185ZM218 197H217V198H218ZM220 197H221V199H220ZM245 197H248V196H245ZM245 197L241 199V200H243V202H245V201H244V199H246ZM252 197H251V198H252ZM64 199H65V198H64ZM150 199H151V198H150ZM150 199H149V200H150ZM210 199H211V198H210ZM212 199H215V198H212ZM253 199H255V198H253ZM149 200H148V201H149ZM215 200H216V199H215ZM220 200H221V201H220ZM241 200H240V201H241ZM246 200L248 201L249 199H246ZM255 200H256V199H255ZM212 201H213V200H212ZM240 201L238 202L239 205L242 203V202L240 203ZM258 201H259V200H258ZM260 201H259V203H260ZM213 202H214V201H213ZM216 202H217V201H216ZM250 202H251V200L249 201V203H250ZM252 202H253V201H252ZM252 202H251V203H252ZM256 202H257V200H256ZM256 202H255V205L253 204L254 202L252 203L255 207H256V204H257ZM208 203H209V202H208ZM230 203H229V206H230V207H234V206H231ZM238 203H237V204H238ZM249 203H248V204H249ZM209 204H211V203H209ZM50 205L52 206V203H51V202L49 203V206H50ZM244 205H245V206H244L245 208L247 207V208H246V209H247V212H248V210L251 212V211L254 209V208H253V207H254L253 205H252V209L249 208L250 205H247V206H246L245 203H244ZM257 205H259V204H257ZM49 206H47V207L49 208ZM51 206H50V207H51ZM197 206H198V205H197ZM211 206H214V205H211ZM215 206L218 207V209L223 208V207H221L220 205L218 206V203H217V205L215 204ZM215 206H214V208H216ZM229 206H228V207H229ZM228 207H227V208L225 207L223 211H225V210L228 211V210L231 209L230 207H229L230 209H228ZM237 207H238V205H237ZM241 207L245 210V208H244L242 205L239 206L238 208L241 209ZM258 207H259V209H260V206H257V208H258ZM52 208H53V206H52ZM248 208H249V209H248ZM257 208H255V209H257ZM196 209H197V208H196ZM203 209H204V206H203ZM216 209H217V208H216ZM235 209H236V207H235ZM235 209L233 208V210H230V213H231V211L233 212V213L231 214L232 216H233V214L235 215V213H237V212H235L237 209H236V210H235ZM261 209L264 210V208H262V207H261ZM48 210H49V209H48ZM200 210H201V209H200ZM210 210H212V209H210ZM234 210H235V211H234ZM241 210H242V209H241ZM244 210H243L242 215L245 214V213H244ZM257 210H258V209H257ZM147 211H148V210H147ZM202 211H203V210H202ZM205 211H206V210H204V212H205ZM217 211H218V210H217ZM223 211L220 210L221 213H222ZM237 211H238V210H237ZM48 212H49V211H48ZM207 212H208V211H207ZM218 212H219V211H218ZM228 212H229V211H228ZM234 212H235V213H234ZM245 212H246V211H245ZM247 212H246V214H247ZM250 212H248V213H250ZM263 212H264V211H263ZM197 213H198V212H197ZM214 213L216 214V211H214ZM223 213H224V212H223ZM223 213H222V214H223ZM238 213H240V212L238 211ZM238 213H237V214H238ZM259 213L262 214L261 211H260ZM195 214H196V213H195ZM215 214L212 213V215H215ZM222 214H218V216H219V215L221 216ZM224 214H228V213L225 211ZM246 214H245V217H246ZM49 215H50V214H49ZM203 215H204V214H203ZM212 215H211V213H210V216H211V217H212ZM229 215H230V214H229ZM229 215H228V216H229ZM231 215H230V216H231ZM258 215H259V214H258ZM193 216H194V215H193ZM197 216H198V215H197ZM197 216H196V217H197ZM204 216H205V215H204ZM206 216H207V215H206ZM215 216H217V215H215ZM235 216H236V217L239 216L240 220H238L239 218L237 219V218H235L234 216H233L234 219H233V218H232L231 220L228 219V221H229V220H230V222L232 221L231 223L234 224V225L237 224V220H238V224L241 223L242 220H245V217H244V216H240L239 214H238V215H235ZM261 216H264V215H261ZM261 216H260V217H261ZM137 217H136V218H137ZM201 217H202V216H201ZM224 217H227V215H224ZM247 217H248V216H247ZM257 217H258V216H257ZM260 217H259V218H260ZM203 218H204V217H203ZM215 218H216V217H215ZM215 218H212V219H214V222L216 221ZM217 218H218V217H217ZM227 218H229V217H227ZM227 218H226V219L224 218V219L227 221ZM262 218L264 219V217H261V219H262ZM218 219H219V218H218ZM222 219H223V218H222ZM261 219H260V220H261ZM263 219L261 220V221H263V224H262L263 228L260 227V229H256L257 231L255 232V235H254V240H255V242H256V245H258L257 247H258L260 250L264 248V220H263ZM200 220H201V219H200ZM209 220H210V219H209ZM209 220H208V223H207V224L210 225ZM220 220H221V219H220ZM220 220H219V221H220ZM248 220H249V219H248ZM248 220H247V221H248ZM253 220H254V219H252L251 221H253ZM257 220H259V219H258V218L255 219L256 224H258V223H257ZM260 220H259V221H260ZM194 221H195V220H194ZM194 221H193V222H194ZM196 221H197V220H196ZM205 221H206V220H205ZM211 221H212V223H213V220H211ZM211 221H210V222H211ZM223 221H224V220H223ZM228 221H227V222H228ZM4 222H5V218L3 217V223H4ZM216 222H217V221H216ZM220 222H221V221H220ZM220 222H219V223H220ZM230 222H229V223H230ZM235 222H236V224H235ZM249 222H250V221H249ZM249 222H248V224H249ZM196 223H197V222H196ZM224 223H225V222H224ZM229 223H228V224H229ZM231 223L228 225V226L231 225L230 228L228 227V231H229V229L232 230V228H234V227H232V224H231ZM245 223H246V221L244 222V224H245ZM253 223H254V222H253ZM261 223H262V222H261ZM197 224H198V223H197ZM215 224H216V223L212 224V225H214V226H212V227H211V225H210V226H209V225H207V226L204 225L205 227H208L207 229H204V230H207L208 233L213 234L214 231L216 232V229L219 228V227L217 226L218 224H216V226H215ZM238 224H237V227L235 226L236 229L234 228L235 231L237 232V234H236V233H233V235L235 234V235H234V238H233V236L231 235V237L233 238V240L235 239V242H236V235H239L238 232H239L242 228L244 229L245 226L247 225V223H246V224L243 226V223H241V224H242V225H241L242 228L240 227V230H239V229H238V228H239V227H238ZM256 224H255V225H256ZM198 225H199V224H198ZM201 225H202V224H201ZM234 225H233V226H234ZM249 225H250V224H249ZM260 225H261V224H260ZM220 226H223V227H224L223 230H226V229H227V228L225 229V226L227 227L226 223H225V225H224V224H222V222H221V225H220ZM239 226H240V224H239ZM257 226H259V225H257ZM195 227H197V230H198V226H196V224H195ZM202 227H203V226H201V228H202ZM205 227H204V228H205ZM253 227H254V226H253ZM212 228H214L215 230L212 229ZM220 229H221V228H220ZM250 229H252V228H250ZM238 230H239V231H238ZM244 230H245V229H244ZM212 231H213V233H212ZM217 231H218V230H217ZM228 231H227V230L224 231L225 234H223L224 232L222 231L221 234H223V235H222L223 238H227L228 236H230V234H229L230 231H229V232H228ZM241 231L243 232V230H241ZM115 232H117V231H115ZM232 232H233V231H232ZM113 233H114V232H113ZM118 233H119V232H118ZM217 233H218V234H217ZM217 233H216V235L220 237V235H221L220 232L218 231ZM211 234H209L211 238H212L213 236H215V233H214V235H211ZM219 234H220V235H219ZM231 234H232V233H231ZM241 234H242V233H241ZM246 234H247V233H246ZM116 235H117V234H116ZM225 235H228V236L224 237ZM250 235H251V234H250ZM250 235H248V236L250 237ZM242 236H244V235H242ZM245 236H246V235H245ZM245 236L242 237V238H243L242 241L245 240ZM201 237H202V236H201ZM219 237H216L217 240H218ZM246 237H247V236H246ZM112 238H113V237H112ZM213 238H214V237H213ZM220 238H221V237H220ZM221 239H222V238H221ZM252 239H253V237H252ZM228 240H229V241H228ZM228 240H227L228 243H229L230 241L233 242V240H230V238H229ZM238 240H239V239H238ZM240 240H241V239H240ZM240 240H239V241H240ZM248 240L250 241L249 238H248ZM254 240L252 241V243L254 242ZM218 241L221 242L220 240H218ZM249 241H247V242H249ZM225 242H226V240H225ZM231 242H230V243H231ZM255 242H254V245H255ZM215 243H216V242H215ZM223 243H224V242H223ZM228 243H227V244H228ZM245 243H246V242H245ZM250 243H251V242H250ZM213 244H214V243H213ZM231 244H232V247H234V248H235L237 245H238V247H239V244L241 245L240 242H239V244H237L236 246H233V245H235L234 242L231 243ZM231 244H229L228 247H230ZM220 245H221V244H220ZM222 245H226V243H225V244H222ZM246 245H247V244H246ZM212 246H213V245H212ZM249 246H250V245H249ZM220 247H221V246H220ZM223 247H224V246H223ZM225 247H227V246H225ZM240 247H241V246H240ZM240 247H239V248H240ZM251 247H252V244H251ZM257 247L255 246L256 249H257ZM234 248H233V249H234ZM244 248H247V247H244ZM255 248H254V250H256ZM12 249H13V248H12ZM208 249H209V248H208ZM225 249H226V248H225ZM227 249L230 250V251H228V252H229V255H232V257H233L234 252L237 251V250H234V252H233L231 248H230V249L227 248ZM235 249H236V248H235ZM237 249H238V248H237ZM251 249H252V248H251ZM259 249L257 250L258 252H260ZM15 250H16V249H15ZM240 250H241V249H240ZM254 250H251V251H254ZM225 251H226V250H225ZM247 251H248V248H247ZM263 251H264V250H263ZM230 252H231V254H230ZM242 252H243V251H242ZM236 253H238V252H236ZM251 253H252V252H251ZM251 253H250V254H251ZM224 254L226 255V253H224ZM255 254H256V253H255ZM255 254H254V255H255ZM229 255H228V256H229ZM234 255H235V257H236V254H234ZM244 255H245V254H244ZM248 255H249V254H248ZM258 255H261V254L258 253ZM226 256H227V255H226ZM226 256H225V259H229V258H226ZM256 256H257V255H256ZM261 256H263V255H261ZM146 257H147V256H146ZM229 257H231V256H229ZM235 257H234V258H235ZM240 257H241V256H240ZM256 258H257V257H256ZM231 259H232V258H231ZM235 259H236V258H235ZM238 259H239V258H238ZM261 259H262V258H261ZM91 260H92V259H91ZM232 260H233V259H232ZM232 260L229 259V261H232ZM255 260H256V259H255ZM262 260H263V259H262ZM234 261H235V260H234ZM234 261H233V262H234ZM87 262H88V261H87ZM89 262H90V261H89ZM226 262H227V261H226ZM236 262H237V261H236ZM263 262H264V261H263ZM240 264H241V263H240ZM246 264H247V261H246ZM254 264H255V263H254ZM262 264H264V263H262Z\"/></svg>","mask_w":264,"mask_h":264}]
</instances>
